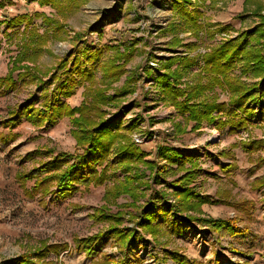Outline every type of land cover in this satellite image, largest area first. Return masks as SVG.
Masks as SVG:
<instances>
[{
  "label": "rangeland",
  "instance_id": "1",
  "mask_svg": "<svg viewBox=\"0 0 264 264\" xmlns=\"http://www.w3.org/2000/svg\"><path fill=\"white\" fill-rule=\"evenodd\" d=\"M4 1L10 3L0 7V75L7 72L10 58L17 52L21 41L24 24L16 25L18 27L12 30L7 29L5 23L6 19L17 14L33 15L34 12H44L58 18L65 25L63 31L57 34V38L46 43L36 62L43 72L53 68L66 51L79 43L84 42L92 46L114 44L113 42L118 41L122 45L133 43L135 51L132 59L125 65L126 73L114 85H121L126 75L132 72L136 80L134 91L119 99L117 103H107L103 107L104 118H107L108 113L115 111L114 117L120 118L123 126L127 123L133 124L134 127L126 132L136 146L147 152V161L164 163L156 156L159 145L172 146L179 149L183 156L196 158L197 167L200 169L190 185L196 191L209 194L214 200L218 199V202L203 204L202 215L222 218L238 216L241 219L238 225L245 226L250 231L246 238L228 235L219 237L195 222L186 221L181 233L170 234L167 220H171V217L159 214L157 222L162 227L158 240L138 229V242L127 252V257L131 261L132 258L139 257L141 264H159V258L166 249L178 251L184 258L183 264H264V188L254 184V180L264 170V162L258 161V158H264V144L263 149L250 155L239 144V141L254 138L264 140V106L255 107V113L245 129L234 131L230 130L228 125L218 128L215 123L205 121L194 129L192 127L195 122L192 121L186 125L184 133H178L176 125L184 126L185 121L172 105L161 99L160 87L156 83L158 73L155 68L148 67L150 62H156L160 67L159 72H162L163 64L169 58L194 56L195 64L183 73L178 86L184 88L187 84H193L197 74H203L202 55L212 45L235 38L244 31L253 32L257 28L259 18L253 11V2L244 7V0H215L214 3L206 0L201 8L204 11L201 21L213 24L211 28H227L214 32L212 36L208 35L206 27L201 28L198 35H194L189 29H182L177 33L182 46L171 48L172 36L167 28L168 24L175 20L172 0H87L66 19L57 16L49 6H39L37 1ZM262 4L264 6V0ZM78 11L80 14L75 16ZM71 16L73 18L68 21ZM166 19L168 21L163 25ZM33 22L37 25L39 33L44 30L51 32L50 27L42 24L40 17L34 16ZM254 34L253 32L248 42L250 46L255 45ZM190 43L195 44L194 49L186 47V44ZM97 74L99 76L100 72ZM231 74L238 75L248 85L259 80L249 73H241L239 63H236ZM154 90L156 92H153ZM81 91L82 87H79V93L73 97L78 98L79 102ZM215 91L219 101L228 100L225 88H216ZM39 93L36 83L22 86L19 90L6 91L0 96V120L7 117L9 109L25 102L30 95L38 98ZM211 94L212 91H205V95ZM68 99L67 101L74 105V102ZM40 101L38 98L36 104ZM224 118L225 116L221 115V119ZM71 128L70 119L67 117L59 119L52 126H33L24 118L12 125L0 124V264H10L12 258L35 249L40 245V241H46L48 244L67 242L69 245L58 254L50 253L46 258L49 264H98L101 259L98 257V260H92L84 252L76 251L73 238L104 231L107 227L105 222L95 220L91 213L104 204V191L124 179V173L113 164L114 148L108 155L111 165L108 174L110 171L115 174L111 173L112 176L102 185H91L87 188L81 186L66 199L51 200L47 197L40 201L38 195L29 198L16 180L18 170L29 169L45 158L38 156L33 160L23 159L29 151L53 148L55 152H73L75 140L71 135ZM10 132L17 133L15 139H6ZM134 132H144L146 138L137 143L133 139ZM228 153H231V156H228ZM232 161L236 163V169L230 176H226L220 165ZM186 166L189 167V164ZM171 169V174L166 172L158 182L148 178L149 172L145 171L138 187L141 197L135 202L136 208L130 206L126 210L131 213L139 212L150 201H157L160 206L165 200H174L167 182L177 177L180 172L176 170V165L171 166ZM27 185L30 186L31 182H27ZM241 200L253 202L248 216L236 211L231 204ZM130 201L127 194L116 198L117 204ZM108 206L112 211L116 210L114 204L110 203ZM123 225L135 227L134 222L129 221L127 216ZM216 239L218 243L215 242ZM102 240L99 246L101 245L103 253L120 256L111 237L103 236ZM164 264L178 263L168 258Z\"/></svg>",
  "mask_w": 264,
  "mask_h": 264
},
{
  "label": "trees",
  "instance_id": "2",
  "mask_svg": "<svg viewBox=\"0 0 264 264\" xmlns=\"http://www.w3.org/2000/svg\"><path fill=\"white\" fill-rule=\"evenodd\" d=\"M27 1H37L39 6H49L57 16L66 19L87 0ZM205 1L195 0L191 3L190 0H172L175 20L170 22L167 28L172 36L171 48L182 46L177 36L182 29H189L194 35H198L200 29L206 27L208 35L212 36L214 32L227 28H211L213 24L201 21L204 16L201 8ZM214 2L215 0H210V3ZM250 2H253V11L259 18L257 28L253 30L254 46L248 44L253 35L252 31L241 32L235 38L212 45L202 55L203 74H197L195 82L187 84L184 88L178 86L180 77L195 64V57H174L164 62V70L158 73L156 83L160 87L161 99L172 105L185 121L184 126L176 125L178 133H184L186 125L192 121L195 122L192 127L194 129L203 121L215 123L218 128L228 125L230 130L234 131L245 129L255 113V107L264 106V6L262 0H244V7ZM6 3L10 2L0 0V7H4ZM34 16L40 17L42 24L50 27L51 32L44 30L39 33L37 25L33 22ZM5 23L7 29L12 30L21 23L24 26L17 52L10 58L7 72L0 75V96L8 90H19L22 86L36 83L40 90L38 98L41 101L36 104L38 98L30 95L28 100L9 109L7 117L1 119L0 124L12 125L24 118L33 126H52L59 119L67 117L70 119V132L75 140L73 152L37 148L23 156V159L27 160L38 156L45 157L29 169L16 172V180L24 194L29 198L38 195L40 201L47 197L60 200L71 197L81 186L87 188L91 185H102L112 176L111 173L115 174L112 171L108 174L111 167L108 155L112 148L115 150L113 164L124 173L121 182L104 191V204L91 213L95 220L105 222L107 227L104 231L88 236L74 237L76 251L84 252L92 260L101 258L98 264H141V258L134 257L131 261L127 252L138 242V229L158 240L162 227L157 222L159 214L171 217V220H167L170 234L181 233L186 221L195 222L219 237L228 235L246 238L250 234L247 227L238 225L241 220L238 216L222 218L202 215L201 206L218 202V199L214 200L209 194H202L190 185L200 169L197 167L196 158L183 156L181 151L172 146L159 145L156 156L164 163L147 161V152L136 146L126 132L134 127L133 124L123 126L121 119L114 117L115 115L104 118L103 107L107 103H117L119 99L134 91L136 80L132 72L126 75L121 85H114L126 73L125 65L132 59L135 51L133 43L122 45L118 41L113 42L114 44L94 46L79 43L66 51L53 68L43 72L36 62L46 43L57 38V34L63 31L64 23L44 12H34L33 15L17 14L6 19ZM186 47L194 49L195 44H186ZM236 63L240 64L241 73H249L259 80L248 85L238 75L231 74ZM79 87H82L81 100L72 105L67 99L73 97ZM216 88L227 90V101L218 100ZM207 90L212 91L210 96L205 95ZM221 115L225 118L221 119ZM16 136L17 133L10 132L6 139L13 140ZM239 144L250 155L263 149L264 140L254 138L239 141ZM228 156H231V153H228ZM258 161L262 163L264 158H258ZM186 164H189V167ZM173 165H176V170L180 172L177 177L167 182L174 203L165 200L159 206L157 201H150L139 212L131 213L126 210L130 206L136 208L135 202L141 197L138 187L145 171L149 172L148 178L158 182L166 172L171 174ZM220 169L226 176H230L236 169V163L223 162ZM27 182H31V185L28 186ZM254 184L264 188V170L254 180ZM121 194H127L131 201L117 204L116 198ZM110 203L115 205V211L109 208ZM231 204L236 211L247 216L253 206L250 200ZM126 216L129 221L134 222L135 227L123 225ZM103 236L113 239L120 256L102 252L99 244L103 241ZM68 247L67 242L48 244L46 241H40L38 247L12 258L10 264H49L46 258L50 253L58 254ZM168 258L178 264L184 263V258L178 251L166 249L158 263L164 264Z\"/></svg>",
  "mask_w": 264,
  "mask_h": 264
},
{
  "label": "built area",
  "instance_id": "3",
  "mask_svg": "<svg viewBox=\"0 0 264 264\" xmlns=\"http://www.w3.org/2000/svg\"><path fill=\"white\" fill-rule=\"evenodd\" d=\"M192 2L194 1V0H191ZM167 19L166 20H164L163 21V25H166V23H167ZM222 34H224V33H222ZM148 67L149 68H155V70H156V72L157 73H160L159 71V69H158V64L155 62H150V64L148 65ZM160 68V67H159ZM152 82V81H151ZM159 91V90H158ZM153 92H156V90H154ZM160 94H161V92H160ZM115 115V111H112V112H110V113H108L107 115H106V119H108V118H111V117H113ZM140 122H143V121H140ZM128 124V123H127ZM144 138H146V135L144 134V132H134L133 133V139H134V141L135 142H137V143H139V142H142L143 140H144ZM168 202L169 203H172V202H174V200L173 199H168Z\"/></svg>",
  "mask_w": 264,
  "mask_h": 264
},
{
  "label": "crops",
  "instance_id": "4",
  "mask_svg": "<svg viewBox=\"0 0 264 264\" xmlns=\"http://www.w3.org/2000/svg\"><path fill=\"white\" fill-rule=\"evenodd\" d=\"M80 11H81V8H80ZM80 11L76 12L74 15L76 16L77 14H80ZM74 15H73V16H74ZM71 18H73V17L71 16V17L68 19V21H70ZM76 93H79V92H76ZM75 95H76V94H75ZM75 95H74V96H75ZM74 96H73V97H74ZM73 97H72L70 100H69V99H68V100L74 102V104H78L79 99H78V98H77V99H74ZM75 100H76V101H75ZM178 150H179V149H178ZM215 242L218 243L217 239L215 240Z\"/></svg>",
  "mask_w": 264,
  "mask_h": 264
}]
</instances>
